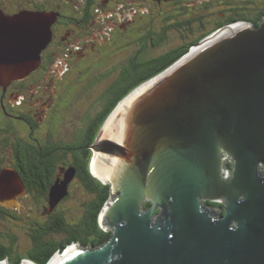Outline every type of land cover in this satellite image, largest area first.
<instances>
[{
	"label": "water",
	"instance_id": "1",
	"mask_svg": "<svg viewBox=\"0 0 264 264\" xmlns=\"http://www.w3.org/2000/svg\"><path fill=\"white\" fill-rule=\"evenodd\" d=\"M58 16L0 9V85L38 66ZM232 25L110 113L90 148L95 175L110 184L99 221L112 235L99 247L70 244L47 264H264V18ZM75 176L70 167L54 184V210ZM20 182L14 170L0 176L18 185L0 186V204L20 208Z\"/></svg>",
	"mask_w": 264,
	"mask_h": 264
},
{
	"label": "flooded vegetation",
	"instance_id": "2",
	"mask_svg": "<svg viewBox=\"0 0 264 264\" xmlns=\"http://www.w3.org/2000/svg\"><path fill=\"white\" fill-rule=\"evenodd\" d=\"M144 1L104 0L103 4L114 2L118 5L123 4L124 9H127ZM149 1L151 4L154 3L155 6L161 4V9L164 6L166 7L163 11L165 17H162L165 26L162 29L156 31L147 23L133 28V23L136 20V18H133L131 21H125V23L111 24L102 34L100 29L97 28L99 26L96 25L97 27H95L93 25V10L100 8L99 3L95 0L91 6L88 5V0H85L83 6L76 10L77 16H72L74 12L64 6L69 0H0V9L8 15L21 11H55L59 13L57 21L52 25V40L42 51L38 66L24 78L13 80L7 86L0 85V176L7 170H14L21 179V182L18 183L19 186L25 187L24 194L19 197L20 208H8L0 204V251L6 254L5 258L9 260V264H18V260L19 264H22L26 259L35 262L31 259V256L41 251L42 244L51 243L50 249H54V240L62 241L66 239L67 235L65 233L54 231L57 226V217L61 215L65 218L58 206L71 198L72 186H86L81 176L82 173L80 174L75 167L76 176L69 184V195L54 210V205L50 201L51 190L57 180L61 181L65 178L68 168L74 167V152L69 150L68 147L75 140L58 136L59 128L54 129V108L58 97L67 87V82L63 77L65 73L74 72L73 69L76 67L80 73L92 72L114 54L115 42L118 41H127L130 45L129 48L133 47L131 44L137 42L142 47L135 51L136 54H139L144 51L147 43H152L156 47L162 46L168 39L169 30L175 28L182 30L180 33L183 38L187 37L185 35L186 30L189 36L186 39L184 38L185 41L174 47L198 38L202 39L235 21H247L234 17L232 10L238 9V7L248 11L249 16L258 17L251 21L248 20V22L254 24V21H261L264 18V0H204L200 5L204 7L203 13L197 17H190L189 20H176L174 19L175 15H166L165 13L172 6L173 8L184 9V5L180 7V4L186 0ZM218 1H225V3H228L227 7L221 10L213 9ZM233 1L238 2L234 3ZM101 8L104 7L101 6ZM161 9L159 14L158 6L155 8V18L161 16ZM67 10H69V13ZM176 24L182 25L176 26ZM193 25L199 28V33L192 38L190 35L194 32ZM139 30V36L137 37L136 33ZM156 41H159L158 45L155 44ZM69 57L73 59H68ZM128 62L129 59L125 65H128ZM62 65H65V68L62 67V70H57ZM123 69L124 67L121 66L118 75L105 87L104 92L116 86L113 84L118 81ZM121 86V84H118L114 90L121 89ZM113 91L112 93L116 96V91ZM113 98L110 99L109 97L107 100L105 98L104 103L99 107L100 109L91 117L89 112L83 114L84 108L82 109L81 116L87 122L82 121L79 125L82 128L77 138L81 136L84 138L87 135L89 127L98 120L103 108L109 102H113ZM68 109L71 111L72 107ZM64 123L65 118L61 126ZM227 162L231 163L230 160ZM90 170L95 175V172L92 169ZM261 172L264 173V168L261 169ZM84 174L86 177L88 176L87 172H84ZM0 186L18 185L5 183L0 184ZM13 195H15V192L11 193V196ZM2 196H4V193H2ZM90 200L80 203L83 204L84 213L79 220H75L70 224L71 222L69 223L65 218L69 227L81 229L84 227L81 222L84 220L86 206ZM204 205L218 209L221 213L225 212L226 205L224 202L206 200ZM57 236L62 237L57 238ZM73 243L82 246L80 240Z\"/></svg>",
	"mask_w": 264,
	"mask_h": 264
},
{
	"label": "rangeland",
	"instance_id": "3",
	"mask_svg": "<svg viewBox=\"0 0 264 264\" xmlns=\"http://www.w3.org/2000/svg\"><path fill=\"white\" fill-rule=\"evenodd\" d=\"M98 2V9H94V14L92 19L94 20L93 25L100 29V32L104 34L103 31H106L107 27H110L113 23H125L127 20H132L136 18L133 23V28L137 27L140 24L147 23L154 30H160L165 26L163 11L166 8L165 6L161 9L162 5L157 4L158 13L160 14V9L162 10L161 16H156L157 6H154L150 3L149 0H145L142 3H139L135 7H128L124 9L123 4L117 3H108L103 4V0H95ZM204 0H186L185 2L180 4L184 9H177V7H170L167 9V14L175 15L174 19H190V17H197L199 14L203 13V6H200ZM85 0H69V2L64 5L67 9H71L72 16L76 15V10L80 9ZM215 2V1H213ZM231 3V2H230ZM210 4V3H209ZM212 5V3H211ZM228 3L225 1H218L216 5H214L213 9L221 10L227 7ZM101 6L104 8L102 9ZM155 10V11H153ZM69 13V10H67ZM70 12V13H71ZM150 12V13H149ZM154 12V14H153ZM145 13V14H144ZM151 14V15H150ZM165 17V16H164ZM152 21V22H151ZM150 22V23H148ZM97 25V26H96ZM104 25V26H103ZM101 26V27H100ZM194 26V32L190 35V37H194L199 33V28ZM192 26V27H193ZM226 27V26H225ZM224 28V27H222ZM221 28V29H222ZM140 30L136 33L137 37L139 36ZM181 29H171L168 32V39L163 43L160 47H148L144 53L141 55L143 57H151L154 55H158L162 52H165L174 46L182 43L189 36L187 30L185 35L187 36L185 39L181 35ZM116 38V36L114 35ZM116 48L114 50V54L110 56L108 60H105L103 65L95 68L92 72H78L79 70L76 68L73 71H69L68 74H64V79L67 82L66 89L62 92L60 97H58L55 110H54V129H58L60 124L64 121L65 123L58 129V136L64 137V139H73L76 140L79 132L81 130V126H79L82 121L87 122L84 117L81 116V111L84 108V113L89 112L90 117L95 115L97 111L100 109L102 105L101 95L103 94L105 87L110 84L118 75V70L121 66H124L128 61L130 56H134L135 51L140 46L137 42L131 44V48H129V44L127 41L115 42ZM196 47V45H194ZM68 59H73L72 57ZM62 67L65 68V65L59 66L57 70H60ZM75 67V66H74ZM63 69V68H62ZM61 69V70H62ZM107 73V74H105ZM101 96V97H100ZM105 99V98H104ZM72 107L71 111L68 109ZM64 109V110H63ZM65 114V115H64ZM102 128L101 126L99 127ZM74 129V130H73ZM100 135V131L97 136ZM73 136V137H72ZM93 160L95 153L92 154ZM92 199L91 194L83 187V186H72V196L70 199L65 201L63 204H60L58 208L62 211V214L65 216L67 221L72 224L75 220H79L80 216L84 213L83 203L84 201H88ZM62 236H57L60 238ZM4 261V260H2ZM5 263V262H4Z\"/></svg>",
	"mask_w": 264,
	"mask_h": 264
},
{
	"label": "trees",
	"instance_id": "4",
	"mask_svg": "<svg viewBox=\"0 0 264 264\" xmlns=\"http://www.w3.org/2000/svg\"><path fill=\"white\" fill-rule=\"evenodd\" d=\"M104 1V0H103ZM239 1V0H238ZM238 1H233L238 2ZM231 2V1H230ZM94 4V0H88V5L91 6ZM155 6V5H154ZM182 10V9H181ZM234 17L242 20H253L258 17L249 16L248 11H245L244 8L238 7V9L232 10ZM150 13V12H149ZM145 14V13H144ZM154 14V12H153ZM151 15V14H150ZM93 16V15H92ZM261 17V16H259ZM189 20V19H187ZM259 20L254 21V24L258 25ZM191 23V21H190ZM182 24H176L179 26ZM158 31V30H156ZM201 38L195 39L191 42H186L180 46L171 48L165 51L162 54L154 55L151 57H143L141 56L144 51L148 47H152V43H144L146 44V48L142 53L134 54V56L129 57L128 65H124V69L120 75L118 81L113 84L114 86L121 84V89H116V87H111L109 90H106L100 97L102 102L104 103V98L106 100L110 97L113 98V102H109L104 108L103 111L94 124L89 127L87 135L83 138H77L73 143H71L68 147L69 150L74 152V160L73 165L77 168L79 173H82V179L86 186H83L92 196V199L86 206V214L84 216V220L81 222V225L84 226L82 229L78 227H69L66 219L59 215L56 219V227L54 231H58L61 233H65L67 236L65 240L55 241L54 240V249H50V244H42L41 251L38 254H34L31 256V259L37 262V264H47L49 259L55 254L56 251L62 250L70 243L75 242L76 240H80L82 242V246L84 247H99L105 244L112 235V231H107L103 229L100 225L99 217L102 208L106 204V202L110 199L111 189L110 184L104 183L98 176L92 174L91 169V159L93 157L92 149L90 145H92L98 138V133L100 131V126L102 127L110 113L115 109V107L119 104V102L126 97L132 90L136 87L144 83L145 81L155 77L172 64L177 62L183 56L187 55L191 46L198 43ZM159 41H156V45H158ZM156 47V46H153ZM140 48H142L140 46ZM130 63V64H129ZM88 71V70H87ZM93 73V72H92ZM114 90V91H113ZM116 91L115 94L112 93ZM61 126V124H60ZM59 126V128H60ZM227 168L231 169V163L227 162ZM84 172L88 173L86 177ZM151 206V202H146L144 207L148 208ZM6 257V254L0 251V260H3ZM19 264V260L17 262Z\"/></svg>",
	"mask_w": 264,
	"mask_h": 264
},
{
	"label": "bare ground",
	"instance_id": "5",
	"mask_svg": "<svg viewBox=\"0 0 264 264\" xmlns=\"http://www.w3.org/2000/svg\"><path fill=\"white\" fill-rule=\"evenodd\" d=\"M237 25H238V24H237ZM237 25H235V26H237ZM232 27H234V26L232 25L231 27H225V28H223L222 30H219L216 34L213 35V37H214V38H217L218 36H221L222 34H224V33L228 32V31H230ZM210 39H212V37H211ZM210 39H209L208 41H210ZM194 49H195V47H194ZM93 160H94V158H93ZM93 168H94V165H93ZM53 261H54V260H53ZM53 261H51L50 264H52ZM4 262H5V261L0 262V264H5Z\"/></svg>",
	"mask_w": 264,
	"mask_h": 264
},
{
	"label": "clouds",
	"instance_id": "6",
	"mask_svg": "<svg viewBox=\"0 0 264 264\" xmlns=\"http://www.w3.org/2000/svg\"><path fill=\"white\" fill-rule=\"evenodd\" d=\"M190 52H191V50H190ZM190 52H189V53H190ZM189 53H188V54H189ZM188 54H187V55H188ZM185 56H186V55H185ZM185 56H183L182 58H184ZM91 169L94 171V168H93V160L91 161ZM95 176H96V175H95ZM4 259H5V258H4ZM36 264H37V263H36Z\"/></svg>",
	"mask_w": 264,
	"mask_h": 264
},
{
	"label": "built area",
	"instance_id": "7",
	"mask_svg": "<svg viewBox=\"0 0 264 264\" xmlns=\"http://www.w3.org/2000/svg\"><path fill=\"white\" fill-rule=\"evenodd\" d=\"M194 50V46H192V48H191V51H193Z\"/></svg>",
	"mask_w": 264,
	"mask_h": 264
}]
</instances>
